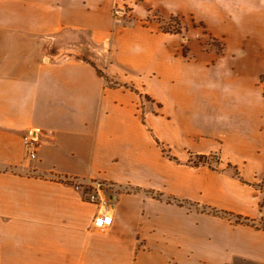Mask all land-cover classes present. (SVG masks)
<instances>
[{
    "label": "crops",
    "instance_id": "crops-1",
    "mask_svg": "<svg viewBox=\"0 0 264 264\" xmlns=\"http://www.w3.org/2000/svg\"><path fill=\"white\" fill-rule=\"evenodd\" d=\"M114 1L0 0V264H264V0ZM66 178L120 188L110 227Z\"/></svg>",
    "mask_w": 264,
    "mask_h": 264
},
{
    "label": "built area",
    "instance_id": "built-area-1",
    "mask_svg": "<svg viewBox=\"0 0 264 264\" xmlns=\"http://www.w3.org/2000/svg\"><path fill=\"white\" fill-rule=\"evenodd\" d=\"M136 1V0H134ZM112 16L116 23H121L128 18V14L124 8L118 4H114L112 9ZM24 150L27 155L34 159L36 157L37 138L34 132L30 131L22 137ZM66 182L74 185L80 192H82L83 200L86 203L97 207V214L95 215L92 225L97 230H103L110 227L113 223V202L117 198L120 188L117 185L105 181H87L81 182L74 178H66Z\"/></svg>",
    "mask_w": 264,
    "mask_h": 264
},
{
    "label": "trees",
    "instance_id": "trees-1",
    "mask_svg": "<svg viewBox=\"0 0 264 264\" xmlns=\"http://www.w3.org/2000/svg\"><path fill=\"white\" fill-rule=\"evenodd\" d=\"M137 1H139V0H137ZM148 20H149V19H148ZM169 20H174L175 23L177 24V27H169V26H164V25L160 24V29H161L162 32H164V33H169V34H181V33H183V31L186 29L185 26L181 23V21H180L179 18H176V17L170 16V17H169ZM160 23H161V22H160ZM201 26H202V24H201ZM212 42H213V46H216V47L213 48V49H214L218 54L222 53V51H223V49H224V45H223V44H220L219 42H217V41L214 40V39H212ZM218 44H219V46H218ZM182 51H183V55H184V56H187V49H186V47H183V48H182ZM89 63H90L91 66L96 70L97 74H98L100 77L104 78V79L108 82V84L113 85V86L117 84V83L112 84L110 78H109V77H108V76H107L102 70H100L99 68H97V66H96L94 63H92V62H89ZM260 79H261V82L263 83V88H264V75H262V76L260 77ZM131 90H133V91H135L137 94H139L138 91L134 90L133 88H131ZM139 96H140L142 99L146 100V101H149V100H150V98H149L148 96H146V95L139 94ZM162 152H163L166 156H168L170 159H172V157L169 156V154L166 152L165 149H162ZM205 163H206V157H205V156H198V157H196V161H195L193 164H194V166H196V165L205 164ZM229 167H231V166H229ZM233 173H234V175H235L236 177L239 176V172H238V170H237L236 168H233ZM212 212H213L214 214L217 213V212L214 211V210H212ZM225 215H227V214H225ZM239 219H240V218H237V220H239ZM263 227H264V224H263Z\"/></svg>",
    "mask_w": 264,
    "mask_h": 264
},
{
    "label": "rangeland",
    "instance_id": "rangeland-1",
    "mask_svg": "<svg viewBox=\"0 0 264 264\" xmlns=\"http://www.w3.org/2000/svg\"><path fill=\"white\" fill-rule=\"evenodd\" d=\"M135 3L134 0H115L114 1V4H118L120 5L121 7L124 8V11L128 14V18L126 17L125 20H123L121 23H117L119 25H123V26H131L135 23L134 21V18H133V14H132V6L133 4ZM113 4V6H114ZM113 9V7H112ZM113 18V16H112ZM148 19L149 20H154V22H159V24H162L164 26H169V27H177V24L175 23L174 20H169V18L167 17H163L161 14H159L158 12H152V13H149L148 15ZM114 20V19H113ZM161 22V23H160ZM198 26V29L195 31H193L192 27H191V24L189 25L188 27V30H190L189 32L186 30L183 31V34H190V35H196L197 32L200 33V35H202L201 37L202 38H207L206 39V42L204 43V48L208 49V48H215L216 46H213V42L212 40H210V38L206 37L204 35L205 31L202 29L201 25H197ZM219 46V44H218ZM147 105H150L148 101L142 99ZM195 160V159H194ZM213 161L210 162V164L213 166H215V161L214 159H212ZM196 161V160H195Z\"/></svg>",
    "mask_w": 264,
    "mask_h": 264
}]
</instances>
